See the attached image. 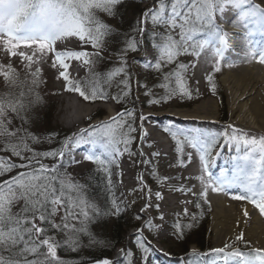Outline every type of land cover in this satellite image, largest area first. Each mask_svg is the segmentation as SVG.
Here are the masks:
<instances>
[{"label":"snow or ice","instance_id":"obj_1","mask_svg":"<svg viewBox=\"0 0 264 264\" xmlns=\"http://www.w3.org/2000/svg\"><path fill=\"white\" fill-rule=\"evenodd\" d=\"M145 2L149 6L127 31H120L104 17H120L125 0H0V51L5 56L0 62L4 82L0 91V178L21 169L0 179V264H150L157 249L148 237L153 232L157 237L164 234L166 223L160 203H154L165 196L161 190L153 191L152 185L161 189L174 177L158 171L153 158L160 152L149 155L143 150L150 135L145 124L151 114L137 108L139 93L143 91L149 107L199 96L200 81L190 70L202 60L211 64L206 79L215 93L212 73L222 71L230 48L226 26L239 28L245 41L255 32L264 34V0ZM114 43L117 62L99 71L104 54ZM244 47L246 57L264 64V46L256 48L247 42ZM135 53L143 54L142 69L154 75L153 82L141 81L136 70L141 61ZM182 57L191 59L185 62ZM70 61L81 62L88 76L73 78ZM45 64L58 70L67 91L85 100H113L123 110L109 121L79 129L62 140L56 132L37 135L31 131V109L40 100L35 89L44 82ZM163 131L175 145V163L169 167L187 168L194 154L198 157V185L191 184L190 177H181L189 183L176 188L192 197L184 201L186 205L200 209L210 192L238 189L239 194L231 198L248 201L264 215V134L231 123L212 132L180 128L172 122ZM44 143L57 146L41 149ZM137 143L141 147L134 151ZM226 146L237 153L232 157L234 171L231 177L227 170L216 176L212 167ZM97 147L102 151L97 152ZM81 148L85 149L82 159L104 175L102 202L91 196L88 183H81L68 171L81 163L76 158ZM125 154L133 165L145 166V172L136 177L137 184L129 194L117 195L113 170L123 175L120 160ZM139 198L144 204L135 219L143 223L133 234V246L121 248L116 259L83 257L86 248L111 246L110 232ZM149 209L158 216L142 215ZM243 214L249 215L246 209ZM182 215L188 222L177 220L171 225L173 238L180 241L198 223L197 213H190L188 207ZM176 264H264V249L252 248L240 232L222 248L207 252L192 248L178 257Z\"/></svg>","mask_w":264,"mask_h":264},{"label":"rangeland","instance_id":"obj_2","mask_svg":"<svg viewBox=\"0 0 264 264\" xmlns=\"http://www.w3.org/2000/svg\"><path fill=\"white\" fill-rule=\"evenodd\" d=\"M149 5L144 1L140 0L137 4H124L123 10H122V18L127 19V26L129 24L131 25L135 18L140 14V12L148 7ZM107 22L114 27L119 23L118 18H108L104 17ZM122 23L124 22L121 21ZM228 27V26H227ZM59 43V42H58ZM63 47V45H61ZM69 47L74 48V45H69ZM116 45L115 43L113 46L109 49V52H106L104 54L105 59L100 63L98 70L99 71H105L106 69H109L115 64L116 57L114 55L116 51ZM90 50V49H89ZM230 51L225 54V61L222 62V71L220 73H212L214 76V82L219 86L220 88V94L214 95V93L211 91V85L206 79V76L210 73L211 64L208 63L205 67L202 66L201 63L197 65L196 69H192L190 71L194 72L195 79L199 80L200 83L198 85L199 87V96H196L194 94L193 98L191 100H184V101H177L175 103H170L168 105L163 106H152L151 109L144 110L143 107H141V104L144 99H146L143 96V91L141 90L140 95V101L137 103L138 109H143L145 114H149L152 111H156L155 107H163L165 109H168V111H192L194 108L201 106L204 102L213 101L212 104H215V110L217 114V118L219 120L220 125H213L211 128L212 132H219L223 130V128L229 124V123H235L237 122L238 113L236 112L232 117L229 113V101L227 96V91L225 90V87L221 81V77L223 75V71H235V69L240 66L244 65L243 62L236 57H229ZM137 59L141 61V64L136 65V70L140 74L141 81H147L149 83L153 82L154 75H149L146 70L142 69V63H143V54L141 55H135ZM181 59H184L185 62L190 60L189 57H182ZM237 59L239 62H236ZM5 56L2 51H0V62H4ZM203 61V60H202ZM201 61V62H202ZM72 67L70 69L71 76L75 79H84L88 76V69L81 63L77 61H70ZM228 63H233V67H228ZM250 65H257L261 69L264 70V64H260L256 62V60H251ZM201 67V68H200ZM259 68V69H260ZM58 70L51 69L49 65H44V72H43V80L44 82L39 85L37 88L39 93L41 94L39 102L35 103L32 107L34 120L32 122V126L36 131L43 132L45 130H52L56 133H65V134H71L73 132H77V128L83 127L88 128L89 122L92 120L99 121L100 119L103 120L104 117H110L112 115L117 114L119 112V103H116L113 100L107 99V100H87L90 102H86L84 98H82L78 93L76 92H70L65 89V82L58 78ZM4 86V82L2 78H0V87ZM35 89V90H37ZM78 98V101L86 106L88 108L89 112H92V115L87 116L88 118H84L82 122H77L73 126L68 127L65 125L62 120L64 119V113L66 110L64 109L67 106V103L75 100V98ZM97 100H101L100 102H97ZM132 103L129 102L127 104V107L131 105ZM209 104V103H208ZM210 105V104H209ZM213 106V105H211ZM131 108V107H130ZM214 109V108H211ZM161 110V109H160ZM210 110V109H209ZM111 111H114L113 114H111ZM88 112V113H89ZM226 113V114H225ZM223 114L226 115V119L224 120ZM99 116V117H97ZM154 117L150 116V119L146 122V126L150 127L153 131L158 130L157 122H155V119H152ZM167 126L170 124L168 119H165ZM171 122H173L171 120ZM177 127L180 128H192L188 126H183L177 122H174ZM163 124V123H161ZM224 126H223V125ZM260 124V123H259ZM258 126L260 127V125ZM197 127V126H196ZM211 127V126H206ZM239 127V126H237ZM83 128V129H84ZM241 128V127H240ZM81 129V128H80ZM244 129V128H243ZM249 132H253L251 130L245 129ZM258 134H264L263 132H253ZM163 135V134H162ZM165 136V135H164ZM155 134L149 135L147 141L143 145V150L148 153L149 155L153 151L160 152V156L153 158L158 165V171L161 174H168L174 177V180L170 182L167 186L157 189V186L153 184V191L161 190L165 196V199L162 201H154V203L158 202L161 205V211L165 214V226H164V234L159 235L157 237V233L153 232L151 236L148 238L151 240V243L155 246L157 251L153 252L150 256V264H162V261H159L155 254L158 253L160 255H163L166 257V259L169 260H177L178 257H183L185 255V252L183 253V245L188 244L192 241L193 243L188 246L189 250L192 248H196L197 250L202 249L204 252H207L213 248H215L217 245L221 244L219 247L216 248H222L226 243H230L235 240V237L240 233L243 232L245 236V240L250 242V246L252 248H255L256 244L258 243V246L263 247L264 246L260 243L264 244V241H259L258 239L250 236L249 232L251 230V218L254 217L258 218L259 220H262L264 222V215H261L259 213V210L256 209L251 203H249L246 200H234L232 199L233 194H239V192H235L233 189L231 191H225V192H219L218 194L222 195L224 197V202H226L227 205H234L235 211L239 212V210L236 208L240 205H248L251 209L250 215L248 217H245V221L243 220H237L239 216L230 215V219H227L224 222V231L222 233L223 236H225L220 242H218L215 230L213 228V213L215 211V207L211 202V195L212 193H209L208 202L202 203L201 208L197 209L192 206V204L186 205L184 203L185 200L192 199L191 196H186L182 193H179L176 191V188L181 185V183L187 185L189 183L188 180H181V177H190V183L191 184H197L198 180L196 177L200 174L198 170V157L194 154L193 163L189 165L187 168H179V167H169L170 164L175 163V145L174 143L169 140L168 138L164 137L165 144L164 147L158 146L154 142V138H156ZM148 143H152L153 147L149 148L147 147ZM141 145L139 143L133 145L134 151H139V148ZM234 149V147H233ZM85 149L81 148L78 150L77 159L81 160V163L77 165L70 166L68 168V171L72 173L73 177L78 179L82 176H85L89 174L91 170H93L96 166L91 163L84 161L82 159V156L84 154ZM97 152L102 151L101 148L97 147ZM121 163V169L123 175H118L117 170H113V176L112 179L116 185L115 191L117 195H126L129 194L134 186H136L137 181L136 177L141 175L145 172V166L143 165H133L130 160L127 157V154H125L124 157L120 160ZM151 167V166H149ZM21 169H17V171H20ZM223 170L220 171V173ZM234 171V170H233ZM232 171V174H233ZM220 173L216 176H219ZM122 181V183H120ZM149 183H152L150 180ZM217 194V193H216ZM144 200L142 198L137 199L136 203L132 205L128 211L124 214V217H127L128 221L125 224V227L123 228V231L126 232L124 235V241H126L125 246L132 245V242H134L132 233L136 232V229L138 226H140L143 221L135 219L137 214L139 213L140 208L143 206ZM185 207H188V210L190 213L195 212L198 215V223L196 226L190 230L185 237L184 240H176L173 238L172 235V228L171 225H173L177 220H179L181 223L188 222L185 217L182 215V211ZM240 214V213H239ZM142 215L145 216H152L156 217L158 214L153 211L152 209H149L147 213H143ZM244 221V223H242ZM156 223H159L158 220L155 221ZM246 223V224H245ZM129 226H128V225ZM132 224H135V227H130ZM232 232L233 234H230ZM147 235V234H146ZM157 237V238H153ZM201 242L203 243L202 247H199L196 245L195 242ZM218 242V243H217ZM237 247H240L242 250L244 249V246L242 244H237ZM260 248V247H258ZM187 250V251H189ZM164 253H170L167 257L164 255ZM172 258V259H171ZM164 264V263H163ZM170 264V263H168Z\"/></svg>","mask_w":264,"mask_h":264},{"label":"bare ground","instance_id":"obj_3","mask_svg":"<svg viewBox=\"0 0 264 264\" xmlns=\"http://www.w3.org/2000/svg\"><path fill=\"white\" fill-rule=\"evenodd\" d=\"M227 30L229 31L230 56L239 58L243 62L242 64H244L238 66L235 71L224 70L221 77V81L225 87V90L227 91L230 116L232 117L236 112L238 113L237 122H233L231 124L244 129L247 128L248 130H251L253 132L256 131L264 133V70L257 65H250L252 59L250 57H246L244 54L246 51L244 46L247 42H250L254 46L255 43H259L258 45L260 47H262V45L264 46V34L255 32V34L248 37V41H245L243 33L239 28L227 27ZM236 62H239V60L237 59ZM205 66L206 65H204V67ZM212 103L213 101L204 102L201 106L194 108L190 112L166 111L156 112L155 115L158 118L169 116L171 120L183 126H197L211 131L213 125H220L219 120L216 117L217 114L215 113V104ZM64 109L66 110V112L64 113V119L62 120V122L68 127L73 126L77 122H82L84 118H88L87 116L92 115V112H89L88 108L81 104L78 101L77 97L75 98L73 103L72 101L68 102L67 106ZM113 113L114 111H111V114ZM258 124L260 125V127L258 126ZM145 127L148 129L150 135L155 134L156 136H158L154 138V142L158 146L164 147V136H162L158 130L153 131L146 125ZM236 154L237 153L235 152L233 147H224L221 150V155L215 160V163L212 167L213 174L218 175L221 170H227V175L231 177L232 171L234 170L232 157ZM233 190L235 192L240 191L238 189ZM224 201L226 200H224V197L222 195L218 193H212L211 202L215 207V211L212 215L213 228L215 230L218 242L224 240L223 238L225 236H223L222 233L224 231L225 224L223 221L230 219V215L239 216L237 220L244 219L245 221V218L243 216L245 209L248 211L249 215L252 214L251 209L248 205L244 204L236 207L239 210V212H237L235 211L234 205L225 207V205L227 204ZM252 216L253 218H251V230L249 234L251 237H253L252 240L256 238L259 241H264V222L254 217V215ZM244 221L242 223H244ZM230 234L233 233L231 232ZM221 244L217 245L216 247H219ZM255 244V248H263L261 246H258V243ZM260 244L264 246L263 243ZM118 252L119 249L116 251L114 256H116ZM163 263L176 264V261H168V259H166L163 260Z\"/></svg>","mask_w":264,"mask_h":264},{"label":"trees","instance_id":"obj_4","mask_svg":"<svg viewBox=\"0 0 264 264\" xmlns=\"http://www.w3.org/2000/svg\"><path fill=\"white\" fill-rule=\"evenodd\" d=\"M139 3V1L137 0H125V4H137ZM124 7V6H123ZM123 7L120 9L121 13H122V10H123ZM118 18L120 21L119 23L116 25V28H118L120 31H127L129 26H127V19L126 17L125 18H122V15L120 17H116ZM124 19V22L122 23L121 21H123ZM116 48H117V45H116ZM139 53H135L133 54V56L137 55ZM217 85V84H216ZM4 90V86L3 87H0V91H3ZM36 93L39 94V96H41V94L39 93L38 89L35 90ZM220 94V88L219 86L217 85V90L216 92L214 93V95H219ZM35 97L33 96V99ZM134 99V97L132 98ZM119 109L120 110H123V107L122 105L119 103ZM142 107L145 108V109H151L152 107H149L146 103V99L143 100L142 102ZM155 110H162V109H165L163 107H155L154 108ZM226 114V113H225ZM223 114V118L226 117V115ZM34 120V115H33V111L31 109V131H33L34 133H36L37 135H47L48 133L50 132H54L50 129L48 130H45L43 132H39V131H36L33 126H32V122ZM66 136L65 133H62L60 132L59 133V136H58V139L62 140L64 137ZM57 145L53 144V145H48L47 143H44L42 145H40L39 147L41 149H48L49 147H56ZM12 161L15 162V163H20L19 159L16 158V157H11ZM17 171L14 170L12 173H9L7 174L6 176L0 178V179H7L8 176L14 174L15 172ZM79 181L81 183H88L89 184V193L91 194V196L95 197L97 199L98 202H102L103 201V198H104V192H105V180H104V175L103 173H99L96 171V169L94 170H91L89 172V174L85 175V176H82L81 178H79ZM128 219L127 217H124L122 219L119 220L118 222V226L110 232V238H111V246L110 247H107V248H94V249H85L81 255L85 258H92V259H95V258H103V257H111L113 255V252L114 250L123 245L124 244V235L126 234L125 231H123V228L125 227V224L127 223ZM113 223H117L115 220L113 221ZM128 225V224H127ZM129 226V225H128ZM136 225L135 224H132L130 227H135ZM85 243H87V241H85ZM190 243L192 244L193 242L190 241L189 242V245ZM196 245H198L199 247H202L203 243L201 242H195ZM188 244H184L183 245V253L184 252H187L188 250ZM63 255V253H62Z\"/></svg>","mask_w":264,"mask_h":264}]
</instances>
